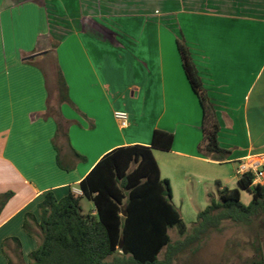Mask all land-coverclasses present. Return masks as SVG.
Masks as SVG:
<instances>
[{
	"label": "crops",
	"instance_id": "obj_1",
	"mask_svg": "<svg viewBox=\"0 0 264 264\" xmlns=\"http://www.w3.org/2000/svg\"><path fill=\"white\" fill-rule=\"evenodd\" d=\"M174 13L195 31L187 37L181 27L214 110L219 146L229 151L222 161L201 149L202 110L178 52H107L108 41L121 43L106 19H172ZM55 42L70 101L61 104V117L70 122V146L85 158L74 160L59 141L66 169L56 163V121L46 115L40 69ZM152 108L161 110L156 121ZM168 109L179 119L162 124ZM115 111L127 113L126 128L118 126ZM179 128L180 148L173 140L169 151L152 152L161 178L179 181L187 195L195 180L208 198L207 183L223 187L219 167L232 163L235 171L246 156L264 154V0H0V194L13 192L0 212V264H7L2 242L10 237L19 240L28 263L37 241L22 224L26 213L37 214L47 192L57 199L80 194L79 182L107 152L150 145L155 129L176 136Z\"/></svg>",
	"mask_w": 264,
	"mask_h": 264
},
{
	"label": "trees",
	"instance_id": "obj_2",
	"mask_svg": "<svg viewBox=\"0 0 264 264\" xmlns=\"http://www.w3.org/2000/svg\"><path fill=\"white\" fill-rule=\"evenodd\" d=\"M56 46V42L52 43L51 49L43 53L44 59L52 60L56 77L55 108L49 105V80L42 64L40 69L48 92L46 115L56 121L52 140L56 163L66 169L60 161L59 141H65L74 160L85 158L70 146V122L61 117V104L70 101L54 53ZM176 49L202 110L201 149L207 156L222 161L229 151L219 146L213 107L190 51L180 38L176 39ZM173 140L172 133L155 129L150 145L120 146L104 154L79 182L80 194L69 191L57 199L51 191L47 192L38 204L37 214L26 213L22 224L23 231L37 241L36 248L28 254L27 264H174L186 250L195 252L209 233L219 232L224 222L250 227L264 214V183L253 184L252 175L245 174L237 179V185L251 195L248 205L241 203L239 189L217 183L216 197L208 193V204L188 229L172 202L170 183L161 178L152 152L153 149L169 151ZM12 196V191L0 194V212ZM82 197L92 203L94 213L82 212L79 205ZM171 228H176L179 240L171 241L168 235ZM120 240L121 248L118 247ZM9 243L13 245L8 247ZM2 251L7 264H25L17 238L5 239ZM248 264H264L260 246H257L256 258Z\"/></svg>",
	"mask_w": 264,
	"mask_h": 264
},
{
	"label": "rangeland",
	"instance_id": "obj_3",
	"mask_svg": "<svg viewBox=\"0 0 264 264\" xmlns=\"http://www.w3.org/2000/svg\"><path fill=\"white\" fill-rule=\"evenodd\" d=\"M173 9L169 7L168 10ZM144 14V13H141ZM140 14V15H141ZM175 14L172 19H165L160 17H150L143 19H110L105 20L110 27H112L118 35L117 42L121 44L119 46L108 41L107 49L108 53H177L175 47V40L177 37L184 40L181 32L186 33L187 37L191 34L194 35L195 31L186 27L187 19L183 15H179L176 21ZM186 46L187 43H186ZM43 68L45 69L50 89L49 105L51 108L56 107L57 90L55 84V73L50 58H45L41 61ZM151 111H154L152 108ZM154 121L158 120L161 115V110L156 109ZM153 114V113H152ZM148 116L146 120H149ZM181 118V117H180ZM179 119L174 112L169 109L164 113L162 124H173ZM144 118H141V122H145ZM142 124V123H141ZM174 141L177 148H180L181 130L179 128L178 135L175 136ZM174 147H176L174 145ZM163 174H166L165 168H163ZM220 175L223 176L221 184L227 188H237V179L234 172V165L232 163L225 164L218 168ZM197 181H193L188 187L189 194L184 192V188L179 181L173 180L170 184L172 189V202L180 209L181 218L187 228L196 222L197 214L202 211L208 204V198L205 193H201V184L197 186ZM209 193L215 197L217 195V183H207ZM204 187H207L206 183H203ZM240 201L244 205H248L251 200V195L242 189H239ZM188 197L191 200H187ZM208 197V196H207ZM79 205L83 213H89L92 210L93 205L85 198L79 200ZM168 235L172 242L179 240L181 237L178 235L176 228L168 230ZM257 246L261 247L262 253H264V214H261L250 226L236 225L231 222H224L219 232H211L202 241L199 248L193 252L186 250L184 253L178 256L174 261V264H248L257 256ZM162 254V253H161ZM160 254V258L162 255Z\"/></svg>",
	"mask_w": 264,
	"mask_h": 264
},
{
	"label": "built area",
	"instance_id": "obj_4",
	"mask_svg": "<svg viewBox=\"0 0 264 264\" xmlns=\"http://www.w3.org/2000/svg\"><path fill=\"white\" fill-rule=\"evenodd\" d=\"M114 118L121 129L128 126V116L124 111H115ZM238 178L245 174L252 175L253 184L264 183V154H251L240 160L235 168Z\"/></svg>",
	"mask_w": 264,
	"mask_h": 264
},
{
	"label": "water",
	"instance_id": "obj_5",
	"mask_svg": "<svg viewBox=\"0 0 264 264\" xmlns=\"http://www.w3.org/2000/svg\"><path fill=\"white\" fill-rule=\"evenodd\" d=\"M29 58H31V57H29ZM123 215H125V213H123ZM118 247H119V248L122 247V240H120Z\"/></svg>",
	"mask_w": 264,
	"mask_h": 264
}]
</instances>
